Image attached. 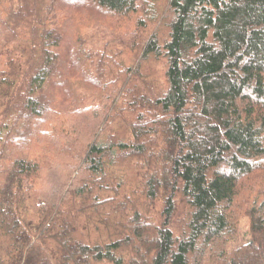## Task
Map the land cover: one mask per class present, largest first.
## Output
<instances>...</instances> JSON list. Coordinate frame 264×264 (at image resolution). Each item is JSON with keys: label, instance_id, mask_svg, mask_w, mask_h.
Returning a JSON list of instances; mask_svg holds the SVG:
<instances>
[{"label": "trees", "instance_id": "trees-1", "mask_svg": "<svg viewBox=\"0 0 264 264\" xmlns=\"http://www.w3.org/2000/svg\"><path fill=\"white\" fill-rule=\"evenodd\" d=\"M0 264H264V0H0Z\"/></svg>", "mask_w": 264, "mask_h": 264}, {"label": "rangeland", "instance_id": "rangeland-1", "mask_svg": "<svg viewBox=\"0 0 264 264\" xmlns=\"http://www.w3.org/2000/svg\"><path fill=\"white\" fill-rule=\"evenodd\" d=\"M105 22V21H104ZM97 23L96 26L90 27L86 32L85 36L88 37V42L94 46H103V44L112 38L113 30L110 26L107 28L108 22ZM153 64V63H152ZM156 68V64L154 65Z\"/></svg>", "mask_w": 264, "mask_h": 264}]
</instances>
